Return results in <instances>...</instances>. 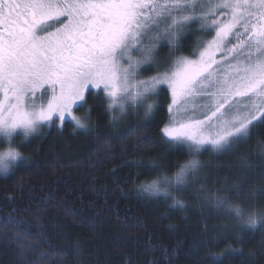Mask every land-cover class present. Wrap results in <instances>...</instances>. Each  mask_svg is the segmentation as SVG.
Masks as SVG:
<instances>
[{"label":"snow or ice","instance_id":"1","mask_svg":"<svg viewBox=\"0 0 264 264\" xmlns=\"http://www.w3.org/2000/svg\"><path fill=\"white\" fill-rule=\"evenodd\" d=\"M192 21L201 30L194 33L198 55L177 56ZM163 41L170 66L161 72ZM153 69L155 76L139 78ZM93 90L108 101L112 121L135 114L137 106L150 117L158 105L148 101L170 91L160 131L170 146L186 145L192 158L173 177L163 176L165 187L152 181L140 189L183 207L174 193L187 191L208 166L197 158L203 150L232 153L264 127V0H0V136L10 142L20 130L27 138L40 125L58 120L63 126L66 119L87 131L73 109L83 108ZM241 167L254 166L242 158ZM259 168L264 176V160ZM199 191L206 192L204 185ZM228 191L205 199L234 215L241 228L264 227V218L242 220L243 209ZM210 255L208 264H224Z\"/></svg>","mask_w":264,"mask_h":264},{"label":"trees","instance_id":"2","mask_svg":"<svg viewBox=\"0 0 264 264\" xmlns=\"http://www.w3.org/2000/svg\"><path fill=\"white\" fill-rule=\"evenodd\" d=\"M194 33L192 27L176 54L195 56ZM170 101L161 93L150 117L112 121L108 101L93 91L76 110L87 131L65 121L15 142L21 160L0 175V264H208L206 253L218 261L226 249L239 251L224 264H264V227L241 228L205 199L228 189L245 213L264 214V127L232 153L203 150L197 158L208 166L187 191L174 193L183 207L140 189L173 177L192 158L186 145L170 146L161 134ZM242 158L254 167H241Z\"/></svg>","mask_w":264,"mask_h":264},{"label":"rangeland","instance_id":"3","mask_svg":"<svg viewBox=\"0 0 264 264\" xmlns=\"http://www.w3.org/2000/svg\"><path fill=\"white\" fill-rule=\"evenodd\" d=\"M222 18V17H221ZM161 27H163V25H161ZM198 30H199V28H198ZM187 34V33H186ZM185 34V35H186ZM214 34V33H213ZM197 36V35H196ZM185 37V36H184ZM197 38H198V36H197ZM207 39H211V36H207V35H204V40L206 41ZM162 47H165V49L168 51V53H167V55H165V54H161V49H162ZM157 51H158V59L160 60V67H159V71H161V72H163V71H165L170 65H169V60H168V57H169V51H170V45L166 42V41H163V42H161V44L159 45V47H158V49H157ZM177 56H184V55H181V54H176ZM198 55V52L196 51V53H195V56L194 57H189V58H195L196 56ZM185 57V56H184ZM175 59V57H173V60ZM145 67H147V66H145ZM157 74V71L156 70H148V71H143L142 72V75L139 77L140 79H148L149 77H151V76H155ZM166 87V86H165ZM93 91H95L96 92V90H93ZM169 94H170V91H169ZM170 98H171V94H170ZM153 100H155V102L157 103L158 102V97H154V98H152V99H150L148 102H153ZM40 101H37V103H39ZM76 108H74L73 109V115H75V116H77V114H76ZM136 115H142L143 117H145L144 116V109L142 108V107H139V106H137V111H136V113H135ZM135 114H130V115H135ZM130 115H127V117L128 116H130ZM78 117V116H77ZM55 119V118H54ZM65 121H71V122H73L72 120H70V119H66ZM54 125H57V126H59L60 127V125H59V121L57 120V121H55V124ZM53 125V126H54ZM52 127V126H51ZM51 127H49V126H46V125H40L39 126V128L37 129V131L35 132V133H33V134H31L30 136H28L27 138H25L24 137V135H23V132L22 131H20V130H18L15 134H14V136H13V138H12V140L9 142L8 140H7V138H5V137H3V136H0V149H3V148H5V147H7V146H9V144H11L12 146H14V143L15 142H17V141H25V140H27V139H29L31 136H34V135H40V134H42V133H44L45 131H47L48 129H50ZM21 160V159H20ZM19 160V161H20ZM19 161H18V163H19ZM17 163V164H18ZM16 164V165H17ZM15 165V166H16ZM14 166V167H15ZM13 167V168H14ZM13 168L11 169V171L13 170ZM163 185V187H165L166 185H164V184H162ZM161 185V186H162Z\"/></svg>","mask_w":264,"mask_h":264},{"label":"clouds","instance_id":"4","mask_svg":"<svg viewBox=\"0 0 264 264\" xmlns=\"http://www.w3.org/2000/svg\"><path fill=\"white\" fill-rule=\"evenodd\" d=\"M11 153H17V155L13 157ZM20 159L21 153L16 147L12 146L11 144H9V146L3 149H0V175H7ZM152 181H157L162 185L163 176L160 178L153 179ZM248 217H253L257 221H259L261 218H264V214H262L258 210H252L249 213H245L243 211L242 220L246 221ZM243 226L247 227L246 224H244Z\"/></svg>","mask_w":264,"mask_h":264},{"label":"flooded vegetation","instance_id":"5","mask_svg":"<svg viewBox=\"0 0 264 264\" xmlns=\"http://www.w3.org/2000/svg\"><path fill=\"white\" fill-rule=\"evenodd\" d=\"M191 25H192V27H194V29H196V33H201L198 21H192ZM198 28H199V30H198ZM197 40H198V38H197Z\"/></svg>","mask_w":264,"mask_h":264}]
</instances>
